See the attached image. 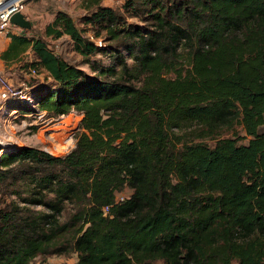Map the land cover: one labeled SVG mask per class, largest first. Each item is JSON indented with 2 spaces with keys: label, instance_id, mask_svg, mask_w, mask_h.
Segmentation results:
<instances>
[{
  "label": "trees",
  "instance_id": "trees-1",
  "mask_svg": "<svg viewBox=\"0 0 264 264\" xmlns=\"http://www.w3.org/2000/svg\"><path fill=\"white\" fill-rule=\"evenodd\" d=\"M83 7L24 38L51 82L7 107L81 118L64 155L0 147V264H264V0ZM63 35L113 64L69 63Z\"/></svg>",
  "mask_w": 264,
  "mask_h": 264
},
{
  "label": "rangeland",
  "instance_id": "rangeland-1",
  "mask_svg": "<svg viewBox=\"0 0 264 264\" xmlns=\"http://www.w3.org/2000/svg\"><path fill=\"white\" fill-rule=\"evenodd\" d=\"M123 2L124 0H101L102 5L113 8L120 7ZM57 11L67 12L78 28H85L83 16L86 14V10L83 7V0H29L26 5V15L31 22L30 30L35 35L43 32L44 27L53 21ZM86 34L90 33L86 31ZM47 39L49 48L56 55L77 65L89 74L93 73L98 63L110 65L114 62L112 53L108 51L97 53L88 60H84L73 49V42L67 35L57 39ZM50 82L51 80L44 72L38 71L35 74L26 72L24 82H12V84L16 88H22L23 92L28 95L50 85ZM18 101L23 103L22 100ZM28 108L31 107L28 106ZM0 114V147L11 149L31 145L57 156L66 154L74 146V136L81 118L80 114L74 111L54 119L46 118L44 112L38 110V107H32L28 111L10 107L1 108ZM237 130L240 138L239 143H246L249 137L245 136L241 127H237ZM203 141L209 145L214 143L211 139ZM126 192L128 193L129 190ZM77 257L75 252L50 254L36 257L33 264H74ZM153 264L163 263L156 261Z\"/></svg>",
  "mask_w": 264,
  "mask_h": 264
},
{
  "label": "crops",
  "instance_id": "crops-1",
  "mask_svg": "<svg viewBox=\"0 0 264 264\" xmlns=\"http://www.w3.org/2000/svg\"><path fill=\"white\" fill-rule=\"evenodd\" d=\"M33 35L30 29L12 26L8 34L0 36V71L11 82H24L25 66L35 60L30 45L24 41Z\"/></svg>",
  "mask_w": 264,
  "mask_h": 264
},
{
  "label": "built area",
  "instance_id": "built-area-1",
  "mask_svg": "<svg viewBox=\"0 0 264 264\" xmlns=\"http://www.w3.org/2000/svg\"><path fill=\"white\" fill-rule=\"evenodd\" d=\"M29 0H0V36L6 35L10 31V27L16 26L9 22L10 16L15 12H21L27 18L26 5ZM20 29H23L17 26ZM95 44L102 45L101 40H96ZM31 73H37L34 68L30 69ZM22 100L28 104H33V98L30 94L23 92L22 88H16L12 82L0 71V109H6L7 103L10 101ZM1 115V114H0ZM125 195L118 194V199H122Z\"/></svg>",
  "mask_w": 264,
  "mask_h": 264
},
{
  "label": "water",
  "instance_id": "water-1",
  "mask_svg": "<svg viewBox=\"0 0 264 264\" xmlns=\"http://www.w3.org/2000/svg\"><path fill=\"white\" fill-rule=\"evenodd\" d=\"M9 22L13 25L19 26L23 29H30L31 28V22L28 18L24 16L21 12H15L13 13L10 18Z\"/></svg>",
  "mask_w": 264,
  "mask_h": 264
},
{
  "label": "bare ground",
  "instance_id": "bare-ground-1",
  "mask_svg": "<svg viewBox=\"0 0 264 264\" xmlns=\"http://www.w3.org/2000/svg\"><path fill=\"white\" fill-rule=\"evenodd\" d=\"M57 128V127H56ZM64 135V134H63ZM66 135V134H65ZM64 139V138H63ZM61 144V143H60Z\"/></svg>",
  "mask_w": 264,
  "mask_h": 264
}]
</instances>
